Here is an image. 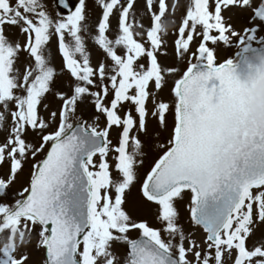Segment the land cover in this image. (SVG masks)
Returning <instances> with one entry per match:
<instances>
[{"label": "snow or ice", "instance_id": "snow-or-ice-1", "mask_svg": "<svg viewBox=\"0 0 264 264\" xmlns=\"http://www.w3.org/2000/svg\"><path fill=\"white\" fill-rule=\"evenodd\" d=\"M179 2L0 0V264H264V0Z\"/></svg>", "mask_w": 264, "mask_h": 264}, {"label": "rangeland", "instance_id": "rangeland-1", "mask_svg": "<svg viewBox=\"0 0 264 264\" xmlns=\"http://www.w3.org/2000/svg\"><path fill=\"white\" fill-rule=\"evenodd\" d=\"M73 1L74 2H78V0H73ZM189 2H190V0H180V2L178 4V7L176 9L175 15L174 16L173 15H168L165 18L164 23H166L168 25V29H169L170 32L173 31L174 26L176 24H178L180 22V20L183 18V15H184V13L186 11V7H187ZM145 23H147V21H145ZM233 23L235 24L237 29H244L245 27L248 26L249 21L246 19L245 16H242L239 20H237L236 18H233ZM168 39H169V42H171V37H169ZM253 46L257 47L258 45L254 44ZM53 51H54V48H53ZM237 51H238V49L235 46L231 47L230 49H224L222 51L221 57H220L221 62L225 58H231L233 60L237 59V57H236V52ZM56 64H57V66H59V64H60V59L59 58H57ZM180 67L183 69L185 67V65L181 64ZM84 118L88 119L87 116H85ZM89 122H91V121L89 120ZM28 179H29V172L26 170L24 176L21 177L20 182L17 183L15 185L14 189L8 194V198L10 200L15 197V191L17 189H20L22 185L23 186H27L26 182L28 181ZM186 208H187L186 204L180 205V208H179V211H180L181 215L183 217H185V222H186V217H187ZM147 219H149V221L152 220L151 216H148ZM130 235H131V238H134V239L135 238H139V234L136 233V232H132ZM2 239H3V237L0 236V240H2Z\"/></svg>", "mask_w": 264, "mask_h": 264}, {"label": "clouds", "instance_id": "clouds-1", "mask_svg": "<svg viewBox=\"0 0 264 264\" xmlns=\"http://www.w3.org/2000/svg\"><path fill=\"white\" fill-rule=\"evenodd\" d=\"M255 103L253 105V111L257 116L264 114L261 105H264V82H261L254 92Z\"/></svg>", "mask_w": 264, "mask_h": 264}, {"label": "water", "instance_id": "water-1", "mask_svg": "<svg viewBox=\"0 0 264 264\" xmlns=\"http://www.w3.org/2000/svg\"><path fill=\"white\" fill-rule=\"evenodd\" d=\"M249 95L252 97L253 100H255L254 93H250Z\"/></svg>", "mask_w": 264, "mask_h": 264}]
</instances>
